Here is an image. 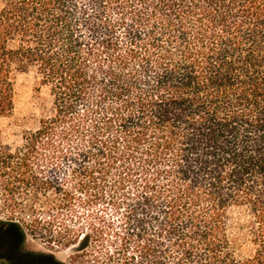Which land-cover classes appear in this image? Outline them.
Here are the masks:
<instances>
[{
  "label": "trees",
  "instance_id": "16d2710c",
  "mask_svg": "<svg viewBox=\"0 0 264 264\" xmlns=\"http://www.w3.org/2000/svg\"><path fill=\"white\" fill-rule=\"evenodd\" d=\"M0 4V116L14 71L53 97L0 178L67 213L59 243L80 206L106 264H264V0Z\"/></svg>",
  "mask_w": 264,
  "mask_h": 264
},
{
  "label": "rangeland",
  "instance_id": "374dc122",
  "mask_svg": "<svg viewBox=\"0 0 264 264\" xmlns=\"http://www.w3.org/2000/svg\"><path fill=\"white\" fill-rule=\"evenodd\" d=\"M12 79L13 110L8 115L0 116V153L3 154L23 148L25 136L35 133L40 120L53 111L50 89L40 84L33 69L14 71ZM42 157L43 151L36 148L31 159L33 171L43 168ZM40 176L37 175L36 178ZM7 183L9 181L0 178V228L3 233L0 242L10 239L14 244L16 258H28L31 264H45L41 262L43 259L52 261L46 264L107 263V245L97 243L92 236L87 226V214L80 206L76 205L77 212L74 216L82 217L83 220L78 224L75 221L68 224L77 238L66 246L55 238V233L59 230L52 220L55 217L58 221L67 219V213L64 211L57 215L56 211H48L43 206L44 196L35 187H26L20 183L12 188L6 186ZM84 234L89 236L83 237ZM81 237L84 239L79 241Z\"/></svg>",
  "mask_w": 264,
  "mask_h": 264
},
{
  "label": "flooded vegetation",
  "instance_id": "af4514ba",
  "mask_svg": "<svg viewBox=\"0 0 264 264\" xmlns=\"http://www.w3.org/2000/svg\"><path fill=\"white\" fill-rule=\"evenodd\" d=\"M1 224V223H0ZM3 235L0 228V236ZM14 244L7 238L4 243L0 242V264H31L27 258H16L14 256ZM42 263H52L50 260L43 259Z\"/></svg>",
  "mask_w": 264,
  "mask_h": 264
}]
</instances>
